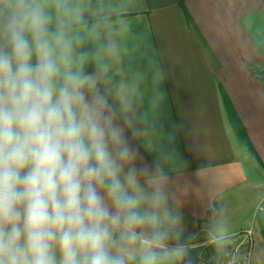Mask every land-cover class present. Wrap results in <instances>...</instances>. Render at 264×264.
I'll list each match as a JSON object with an SVG mask.
<instances>
[{
  "label": "clouds",
  "instance_id": "obj_1",
  "mask_svg": "<svg viewBox=\"0 0 264 264\" xmlns=\"http://www.w3.org/2000/svg\"><path fill=\"white\" fill-rule=\"evenodd\" d=\"M80 22L68 0H0V264H191L136 86L85 70Z\"/></svg>",
  "mask_w": 264,
  "mask_h": 264
},
{
  "label": "crops",
  "instance_id": "obj_2",
  "mask_svg": "<svg viewBox=\"0 0 264 264\" xmlns=\"http://www.w3.org/2000/svg\"><path fill=\"white\" fill-rule=\"evenodd\" d=\"M68 2L81 16L73 28L85 37V70L94 71L100 60L109 64L113 93L136 86L142 160L152 165L167 154L161 163L173 207L183 216L180 230L189 232L183 240L196 232L207 233L209 242L219 239L213 232L224 218L248 205L228 210L233 199L239 203L251 172L223 93L264 170V0ZM110 46L115 55L108 54ZM215 207L220 213L209 220ZM257 237L263 241L260 230Z\"/></svg>",
  "mask_w": 264,
  "mask_h": 264
},
{
  "label": "rangeland",
  "instance_id": "obj_3",
  "mask_svg": "<svg viewBox=\"0 0 264 264\" xmlns=\"http://www.w3.org/2000/svg\"><path fill=\"white\" fill-rule=\"evenodd\" d=\"M248 154L251 156L249 159V163L251 165L249 184L243 191V194L241 196L242 198L240 199L239 203L233 199V203L230 205V208L228 210L229 212H231V210L236 209L237 206L242 207L244 205L240 204V202L242 201L248 202V205L242 213L232 216H226L223 220V223L219 225L220 230L217 232H213V235L214 238H226L231 233H235L237 231L252 230L256 238L254 264H264V240L261 241V239L257 237L259 230L261 232L260 222L264 221V170L262 169L256 158L249 152ZM241 207L239 208V210L241 209ZM219 213L220 212L218 211L217 213L209 217V220H211L214 216L217 217ZM227 214L230 213L227 212ZM188 233L189 232L187 231L182 234L183 239L187 238L186 235ZM210 239L212 238H209V235H207V233L196 232L195 239H192L191 237L190 239H186L184 241L188 242L189 248L191 250V248L197 245H208ZM215 248V245L210 244L209 248L207 249V253H210L212 255L217 254V251L214 250Z\"/></svg>",
  "mask_w": 264,
  "mask_h": 264
},
{
  "label": "built area",
  "instance_id": "obj_4",
  "mask_svg": "<svg viewBox=\"0 0 264 264\" xmlns=\"http://www.w3.org/2000/svg\"><path fill=\"white\" fill-rule=\"evenodd\" d=\"M215 245L217 254L207 253ZM256 238L252 230L238 231L226 238L214 239L207 245L197 264H254Z\"/></svg>",
  "mask_w": 264,
  "mask_h": 264
},
{
  "label": "trees",
  "instance_id": "obj_5",
  "mask_svg": "<svg viewBox=\"0 0 264 264\" xmlns=\"http://www.w3.org/2000/svg\"><path fill=\"white\" fill-rule=\"evenodd\" d=\"M181 7L183 8L186 17L191 21V17L189 16L186 9L184 8L183 2L181 3ZM223 100H224L225 108L227 110L229 122L231 123V126H232L236 136L240 139V141L243 143V145L247 148L248 152L256 158V160L258 161L259 164L262 165V162H261L258 154L256 153L255 149L253 148L243 124L239 120L234 108L231 105L229 98L226 96L225 93H223ZM218 211H219L218 208L215 207V209L213 211L209 212L208 217H211L212 215H214ZM260 227H261V235H262L263 240H264V221L260 222Z\"/></svg>",
  "mask_w": 264,
  "mask_h": 264
},
{
  "label": "water",
  "instance_id": "obj_6",
  "mask_svg": "<svg viewBox=\"0 0 264 264\" xmlns=\"http://www.w3.org/2000/svg\"><path fill=\"white\" fill-rule=\"evenodd\" d=\"M207 245L202 244V245H197L190 250V255H191V264H197L200 255L202 254L203 251H205Z\"/></svg>",
  "mask_w": 264,
  "mask_h": 264
}]
</instances>
